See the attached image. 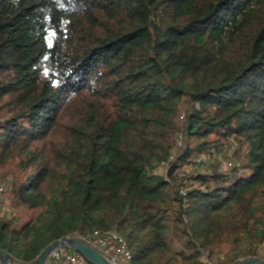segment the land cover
I'll list each match as a JSON object with an SVG mask.
<instances>
[{
  "label": "trees",
  "instance_id": "obj_1",
  "mask_svg": "<svg viewBox=\"0 0 264 264\" xmlns=\"http://www.w3.org/2000/svg\"><path fill=\"white\" fill-rule=\"evenodd\" d=\"M2 174L11 262L110 230L128 264L263 259L264 0H0Z\"/></svg>",
  "mask_w": 264,
  "mask_h": 264
},
{
  "label": "built area",
  "instance_id": "obj_2",
  "mask_svg": "<svg viewBox=\"0 0 264 264\" xmlns=\"http://www.w3.org/2000/svg\"><path fill=\"white\" fill-rule=\"evenodd\" d=\"M229 167L232 166L231 162L227 164ZM7 198V188L5 181L0 180V204L6 202ZM7 215L10 218H16L17 209L10 206L6 209ZM83 241L85 244L93 247L106 259L112 262V264H128L132 259V252L127 246L125 237L120 235L114 230L106 232H93L87 233L85 235H79L78 237H73ZM259 253V251L257 252ZM234 253L218 254L214 257H209L208 255L203 256V261L205 264H214V262H225L229 256ZM247 258V259H256ZM55 264H81L83 257L75 252L74 250L67 247H60L56 249L51 258ZM246 260V259H241Z\"/></svg>",
  "mask_w": 264,
  "mask_h": 264
},
{
  "label": "water",
  "instance_id": "obj_3",
  "mask_svg": "<svg viewBox=\"0 0 264 264\" xmlns=\"http://www.w3.org/2000/svg\"><path fill=\"white\" fill-rule=\"evenodd\" d=\"M60 247H67L70 248L77 253H79L84 260L89 262L90 264H112L111 261L106 259L103 255H101L97 250L93 247L85 244L83 241L68 237L61 240H58L47 247L39 259L34 264H47L49 259L51 258L53 252L60 248ZM0 261L2 264H10V258L7 254L0 250ZM114 264V263H113ZM236 264H264V261L259 259H246L239 261Z\"/></svg>",
  "mask_w": 264,
  "mask_h": 264
},
{
  "label": "rangeland",
  "instance_id": "obj_4",
  "mask_svg": "<svg viewBox=\"0 0 264 264\" xmlns=\"http://www.w3.org/2000/svg\"><path fill=\"white\" fill-rule=\"evenodd\" d=\"M235 148H233L232 150H234ZM232 152V151H231ZM230 152V153H231ZM227 156L229 157L230 155L227 154ZM222 160L225 162L227 161V159H225L224 157H222ZM224 164V163H223ZM210 165V164H209ZM224 167V165H222ZM166 170L165 168H159L157 170V173L159 174H165ZM0 180L2 181H7V182H10L11 181V175H0ZM14 204H12V200H11V194L10 192L7 194V198H6V202L3 203V204H0V217L1 218H6L7 220H10V218L8 217L7 215V211L6 209L10 206L13 207ZM30 214L32 213H28V212H22L21 210L18 211V214H17V217L14 218L13 220H10L12 222H14L15 224H21L24 222V220H27L26 217H28ZM231 252V251H230ZM230 252H225V253H222V254H227V253H230ZM258 252V251H257ZM218 255V254H217ZM258 255L262 256L263 259H259V260H262L264 261V247H259V253ZM214 257V256H213ZM227 261V260H226ZM10 264H21V263H15V262H10ZM47 264H54L52 259H49V261L47 262ZM214 264H219V262H214Z\"/></svg>",
  "mask_w": 264,
  "mask_h": 264
}]
</instances>
